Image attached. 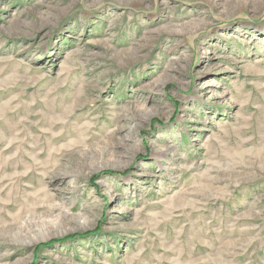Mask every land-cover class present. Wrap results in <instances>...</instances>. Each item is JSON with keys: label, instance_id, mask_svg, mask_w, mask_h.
<instances>
[{"label": "rangeland", "instance_id": "obj_1", "mask_svg": "<svg viewBox=\"0 0 264 264\" xmlns=\"http://www.w3.org/2000/svg\"><path fill=\"white\" fill-rule=\"evenodd\" d=\"M0 264H264V0H0Z\"/></svg>", "mask_w": 264, "mask_h": 264}, {"label": "trees", "instance_id": "obj_2", "mask_svg": "<svg viewBox=\"0 0 264 264\" xmlns=\"http://www.w3.org/2000/svg\"><path fill=\"white\" fill-rule=\"evenodd\" d=\"M89 235V233H86V234H83V236L82 237H86V236H88ZM73 237V236H72ZM74 237H76V235H74ZM71 238V237H70ZM52 244V243H51Z\"/></svg>", "mask_w": 264, "mask_h": 264}]
</instances>
